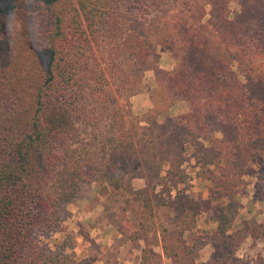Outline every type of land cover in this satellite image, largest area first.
<instances>
[{
  "label": "trees",
  "instance_id": "16d2710c",
  "mask_svg": "<svg viewBox=\"0 0 264 264\" xmlns=\"http://www.w3.org/2000/svg\"><path fill=\"white\" fill-rule=\"evenodd\" d=\"M17 1L0 4V15ZM33 1L48 9V31L0 45V264H84L61 227L88 184L126 196L116 223L125 241L152 232L124 216L139 199L182 217L189 235L160 241L169 264H216L199 254L227 241L235 255L239 189L255 165L264 187V0ZM159 47L172 69L149 65ZM147 70L153 106L141 118L131 98ZM181 101L189 110L173 113ZM192 159L209 182L206 198L192 194ZM136 161L158 181L136 189Z\"/></svg>",
  "mask_w": 264,
  "mask_h": 264
},
{
  "label": "rangeland",
  "instance_id": "374dc122",
  "mask_svg": "<svg viewBox=\"0 0 264 264\" xmlns=\"http://www.w3.org/2000/svg\"><path fill=\"white\" fill-rule=\"evenodd\" d=\"M6 3L7 0H0V4ZM232 7L235 9L234 5ZM50 21V13L44 4L33 0H18L12 14L0 15V45L5 40L9 43L24 42L33 35H43L50 28ZM5 31L10 33L6 39ZM155 64L167 70L173 68L175 60L168 48L159 47L156 56H153L149 63L150 66ZM166 66L169 68H165ZM154 83V72L147 70L142 91L131 98L132 111L141 118H144L148 109L153 106L150 92ZM188 110V103L181 101L172 112L185 113ZM191 163L193 167L187 170L190 173L192 194L195 197L202 195L206 198L209 182L203 178L202 171L194 166V159ZM254 169V172L245 176L246 183L239 189L242 193L244 191L241 201L245 208L241 211L234 231L238 232V236L244 241L237 253L229 254L227 246L232 243L227 241L225 245L218 244L220 250L206 246L200 252L198 262L218 259L216 264H264V239L256 241L250 236L256 224L261 223L262 226L258 228L264 229V195L261 192L264 187L263 181L257 177L263 167L255 165ZM150 172L149 165L136 161L128 179L136 189H142L147 186L149 177L154 180L151 185L158 181L149 175ZM165 174L166 171H163V175ZM158 189H162V186H158ZM125 197L115 190L88 184L83 187L77 199L65 206L63 211L65 219L61 229L76 236V253L84 259V264H140L141 261L146 264H169V259L162 254L160 241L165 234L176 231L182 235H189V232L185 231L187 225L183 218L168 206L159 210L153 207V211H147L144 209L143 201L139 199L135 202L134 210L124 216L127 218L129 216L128 219L133 220L138 227L144 223L147 225L146 229L150 228L152 232L144 234L145 239L140 241H125L116 227L119 217L123 215L120 209L125 206ZM198 224V227H202L203 221H199ZM147 230L142 229V232ZM64 231L57 232L52 237L53 247L56 241L64 237Z\"/></svg>",
  "mask_w": 264,
  "mask_h": 264
},
{
  "label": "clouds",
  "instance_id": "9594fccd",
  "mask_svg": "<svg viewBox=\"0 0 264 264\" xmlns=\"http://www.w3.org/2000/svg\"><path fill=\"white\" fill-rule=\"evenodd\" d=\"M5 39L8 38L10 36V33H8L7 31H5L4 33Z\"/></svg>",
  "mask_w": 264,
  "mask_h": 264
},
{
  "label": "crops",
  "instance_id": "0c3cea01",
  "mask_svg": "<svg viewBox=\"0 0 264 264\" xmlns=\"http://www.w3.org/2000/svg\"><path fill=\"white\" fill-rule=\"evenodd\" d=\"M172 66L170 65V68H171ZM165 68H169L168 66H166Z\"/></svg>",
  "mask_w": 264,
  "mask_h": 264
}]
</instances>
